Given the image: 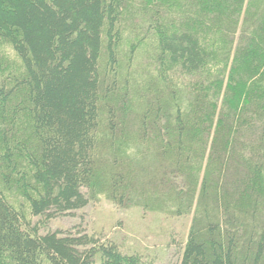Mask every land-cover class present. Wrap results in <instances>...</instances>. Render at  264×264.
Instances as JSON below:
<instances>
[{"label":"trees","instance_id":"1","mask_svg":"<svg viewBox=\"0 0 264 264\" xmlns=\"http://www.w3.org/2000/svg\"><path fill=\"white\" fill-rule=\"evenodd\" d=\"M101 200L264 264V0H0V264H155L42 232Z\"/></svg>","mask_w":264,"mask_h":264},{"label":"rangeland","instance_id":"2","mask_svg":"<svg viewBox=\"0 0 264 264\" xmlns=\"http://www.w3.org/2000/svg\"><path fill=\"white\" fill-rule=\"evenodd\" d=\"M189 226L186 217L170 218L136 209L122 211L101 200L72 216L47 223L42 232L96 234L103 241L116 242L127 254H138L155 264H179Z\"/></svg>","mask_w":264,"mask_h":264}]
</instances>
